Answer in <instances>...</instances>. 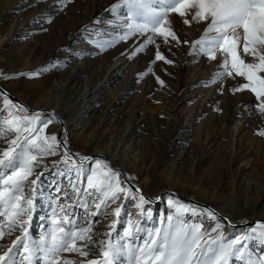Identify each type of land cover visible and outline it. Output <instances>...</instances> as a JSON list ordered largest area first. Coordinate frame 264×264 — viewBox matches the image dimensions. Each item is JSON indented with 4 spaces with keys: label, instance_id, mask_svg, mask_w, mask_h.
Returning <instances> with one entry per match:
<instances>
[{
    "label": "rangeland",
    "instance_id": "rangeland-1",
    "mask_svg": "<svg viewBox=\"0 0 264 264\" xmlns=\"http://www.w3.org/2000/svg\"><path fill=\"white\" fill-rule=\"evenodd\" d=\"M118 3L0 0V153L17 136L5 123L10 119L22 124L21 140L28 135L24 127H43L40 135L55 136L59 144L55 155L34 151L38 166L23 186L24 197L31 198L34 207L20 218L28 221L23 228L9 231L5 227L0 254L16 237L24 236L25 229L27 239L39 241L56 226L53 220L62 222L67 216L73 223H62L66 230L91 226L88 257L59 253L61 259L80 264L100 258L101 242L142 245L150 229L166 223V218L174 215L175 205H183L191 209L181 214L189 225L201 224L202 230L219 225L210 234L215 237L221 233L224 243L250 237L241 239L246 246L243 259L238 254L230 264L257 261L264 256L258 227L261 222L254 218L257 213L264 214V112L258 108L264 98L258 99L249 89L235 90L247 80L231 69L230 58L232 75L218 76L224 72L226 54L217 48L215 59H211L195 44L204 37L208 22L193 21L194 10L186 17L168 15L179 43L171 37L165 43L152 32L121 39L128 31L127 10H112ZM185 18L189 24L184 23ZM213 35L208 34L209 38ZM149 36L154 43L137 52ZM157 49L165 59H155ZM238 51L246 63L258 62L243 53L242 40ZM73 66L78 76L66 83L65 76ZM116 67L114 83H104V72L98 69L111 71ZM56 84L72 88L57 92ZM96 85L100 90L87 98L93 100L92 105L84 107L79 88ZM7 92L18 95L16 102ZM49 97L63 102L70 98V108L64 114L75 118L87 109L85 117L67 128L54 111L36 110L34 105ZM37 115L42 123L35 119ZM23 117L32 122H24ZM96 147L111 150L115 157L91 155ZM65 151L76 165L64 160ZM83 157L91 159L83 161L81 167ZM94 167L111 169L119 186L128 190L116 193V199H107L99 209L96 205L106 197L88 185ZM32 180L37 181L35 185ZM172 186L181 191L171 190ZM193 194L199 199H191ZM140 196L146 202L137 207ZM117 208L121 209L119 216ZM208 210L214 213L212 218ZM130 222L142 231L121 240ZM18 247L22 252L23 244ZM39 256L34 264H44L43 253ZM13 259L21 264L22 256L14 254ZM115 264H129L126 250Z\"/></svg>",
    "mask_w": 264,
    "mask_h": 264
},
{
    "label": "snow or ice",
    "instance_id": "snow-or-ice-1",
    "mask_svg": "<svg viewBox=\"0 0 264 264\" xmlns=\"http://www.w3.org/2000/svg\"><path fill=\"white\" fill-rule=\"evenodd\" d=\"M117 8L127 10L125 22L128 25V31L121 39L134 33L152 32L163 37L165 43L169 42V37L177 43L180 42L170 27L169 13L186 17L189 10H194L193 21L208 22L204 37L195 44H199L201 51L211 59H215L217 48L226 54L223 62L224 72L219 73L218 76L232 75V71L228 70L230 58L231 69L236 75L247 80V83L241 84L240 88L235 90L249 89L258 99L264 98V76L259 75L264 73V0H119L118 4L113 5L112 10ZM184 23L189 24L190 21L185 18ZM209 33L214 35L209 38ZM241 40L243 53L252 55L258 60L257 63H246L241 58V53L238 51ZM151 43H154V40L152 36H149L136 51H142L145 45ZM155 59H165L158 49ZM166 62L171 63V61ZM5 102L7 103V98ZM258 108L264 112V102L260 103ZM21 111L27 110L21 108ZM22 119L27 123L32 122L29 117ZM35 119L38 123H42L38 115ZM5 123L9 126V131L16 132L17 136L9 142L10 146L0 153V220L4 221L0 223V239L5 235V227L11 231L17 226L23 228L28 223L27 220L20 218L34 207L33 200L23 195L24 183L32 175L33 169L38 166L34 151L55 155L59 147L55 136L40 135L44 132L43 127H24L23 131L28 135L21 140L19 133L22 131V124L19 120L10 119ZM261 134L264 135V132ZM90 159V157L81 158L80 166H83V161ZM64 160L71 161L73 165L77 164L67 151L64 153ZM96 165L100 166L101 161L97 160ZM93 173L88 176L89 187L104 192L106 197L96 205L97 209L105 204L107 199H116V193L128 191L119 186L118 178L111 169L104 171L103 168L94 167ZM36 182V180L31 181L33 185ZM105 189L110 191L105 192ZM139 201L137 207H142L146 202L143 196L139 197ZM169 203L173 204L172 201ZM189 211L191 209L186 206L175 205L174 215L168 216L166 223L162 222L160 227L150 229L142 245L132 247L130 244H122L119 241L101 242L100 258L87 259L80 264H115L125 250L129 257V264H230V259L238 254L243 259L246 246L241 244V239H249V236L224 243L225 238L221 233L218 232L215 237L210 234L216 232L219 225L211 230H202L201 224L189 225L181 215ZM120 212V208L115 209L117 216ZM208 216L212 218L214 213L208 210ZM62 223L73 222L67 216L62 222L53 220L56 226L39 241L27 239L25 229L24 236L16 237L8 250L0 254V264H16L13 259L14 254L22 256L21 264H34L37 259H40V253H43L44 264H77L72 259H61L59 257L61 252L77 253L80 257H88L91 254L89 248L92 243L91 226L78 231H69L61 226ZM258 227L259 238L264 241V223H260ZM134 231L139 232L142 229L138 224L130 222L124 229L121 240L132 237ZM255 231L254 229L253 232ZM205 236L209 238L204 239ZM77 241L83 243L78 245ZM21 243L23 244L22 252L18 247ZM250 264H264V256Z\"/></svg>",
    "mask_w": 264,
    "mask_h": 264
},
{
    "label": "bare ground",
    "instance_id": "bare-ground-1",
    "mask_svg": "<svg viewBox=\"0 0 264 264\" xmlns=\"http://www.w3.org/2000/svg\"><path fill=\"white\" fill-rule=\"evenodd\" d=\"M120 61V60H119ZM118 62V61H117ZM116 62V63H117ZM115 65V64H114ZM113 66V65H112ZM118 66V65H117ZM119 66H121V64L119 65ZM115 67V66H114ZM100 68V67H99ZM109 69V71H110V68H108ZM107 69V70H108ZM115 69H118V67H116V68H114V69H112L109 73L108 72H106L107 70H104L103 68H101V69H98L99 71H101L102 73L104 72V83H107V82H109L110 84H113L114 83V81H115V78L117 77V75H114L115 74ZM98 71V72H99ZM100 72V73H101ZM107 73H108V75H107ZM116 73H118L117 71H116ZM119 74V73H118ZM77 76H78V71H77V68L75 67V66H73V67H71L69 70H68V74L65 76V79H64V81L66 82V83H68L69 81H72V80H74L75 78H77ZM102 77V76H101ZM76 81V80H75ZM100 81V80H99ZM90 82V81H89ZM102 82V83H103ZM97 84V83H96ZM70 86V85H69ZM67 87V86H66ZM66 87H65V85H61V84H56L55 86H54V88H55V90L57 91V92H59V91H64V90H67V91H69V89H71L72 88V86H70V88H67L66 89ZM2 89V88H1ZM3 90V89H2ZM79 90H81L82 91V93L80 92V95L81 96H79V101L82 103V105L84 106V107H90L91 105H92V99H87L89 96H90V94L91 93H93V92H96V91H98V90H100V87H99V85H96L95 87H93V88H91V89H84V88H79ZM70 92V91H69ZM7 96H8V98L10 99V100H13V101H15L16 102V97L15 96H18L17 94H15V93H12V94H10V93H8L7 92ZM72 95V94H71ZM79 95V94H78ZM56 96V95H55ZM15 97V98H14ZM70 97V96H69ZM77 100V95H76V98H75V100L74 101H76ZM70 101V98H69V100L67 99V100H65V102H63L62 100H60V98H48V99H41L40 100V102H39V104H35L34 106L35 107H37L38 109H36V110H39V111H41L42 109L43 110H47V111H50V112H52V111H54L55 112V114H57V116H62V119H63V122L65 123V125H66V127L67 128H70V127H72V125L74 124V123H76V122H78L79 121V119L81 118V117H85V115H86V111H87V109H83V110H81V111H79V114L78 115H75L76 117L74 118V116H67V115H65L64 113L66 112V110H68L70 107L68 106L69 105V102ZM7 102H9V101H7ZM10 103V102H9ZM77 103V102H76ZM12 104V103H11ZM73 104V101H72V99H71V105ZM79 106V105H78ZM46 112V111H45ZM96 116V115H95ZM60 122V121H59ZM63 123V124H64ZM89 124V123H88ZM97 124V123H96ZM89 126V125H88ZM88 128V127H87ZM86 128V129H87ZM73 130V129H72ZM50 134V133H49ZM51 135V134H50ZM72 153H73V151H72ZM106 154V155H108L110 158H111V160L113 159V157H115V155L113 154V152L110 150V152L108 151V149L107 148H104V149H101V148H98V147H96V149H94L92 152H90V154L91 155H93V154ZM114 164V163H113ZM119 167V166H118ZM134 183H136V182H134ZM171 190H176L177 192L179 191H181L180 190V188H173V186H172V189ZM183 193V192H182ZM188 198H190V197H188ZM191 199H193V200H198L199 198L198 197H196V195H192V197H191ZM222 215V214H221ZM223 216H224V214H223ZM254 218H255V220L257 221V222H261V223H263L264 222V214L263 213H261V214H259V213H257L255 216H254ZM230 223V222H229ZM225 229H226V227H225Z\"/></svg>",
    "mask_w": 264,
    "mask_h": 264
},
{
    "label": "water",
    "instance_id": "water-1",
    "mask_svg": "<svg viewBox=\"0 0 264 264\" xmlns=\"http://www.w3.org/2000/svg\"><path fill=\"white\" fill-rule=\"evenodd\" d=\"M252 223V222H251Z\"/></svg>",
    "mask_w": 264,
    "mask_h": 264
}]
</instances>
